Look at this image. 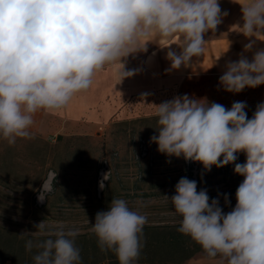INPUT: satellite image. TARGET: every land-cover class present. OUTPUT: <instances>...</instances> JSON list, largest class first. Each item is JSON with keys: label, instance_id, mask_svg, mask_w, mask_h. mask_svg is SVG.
I'll use <instances>...</instances> for the list:
<instances>
[{"label": "clouds", "instance_id": "9594fccd", "mask_svg": "<svg viewBox=\"0 0 264 264\" xmlns=\"http://www.w3.org/2000/svg\"><path fill=\"white\" fill-rule=\"evenodd\" d=\"M227 14L221 13L219 0H0V136L9 145L17 138L31 139L38 111L66 108L106 66L119 62L121 80L134 75L122 61L146 52L149 36L182 37L179 51L165 46L167 59L174 69L190 64L204 53V35L215 31ZM242 21L246 37L264 31V0L242 6ZM254 43L246 44L245 51ZM219 81L232 93L264 84V49L251 61L241 55L228 62ZM155 106L159 134L150 139L159 152L200 162L209 171L213 165L234 163L237 153L246 154V163L235 164V173L244 180L235 207L226 214L219 199L209 203L206 190L197 192L196 181L179 180L170 200L181 218L177 231L217 264H264V102L251 119L245 102L226 109L184 95ZM104 180L107 174L101 189ZM44 191L45 182L41 202ZM224 199L228 204L227 195ZM147 223L146 215L113 198L108 211L97 212L90 231L101 251L113 252L119 264H133L144 246ZM36 228L44 233L43 221ZM79 234V229L60 224L45 240L27 239L25 249H38L34 264H81L75 245Z\"/></svg>", "mask_w": 264, "mask_h": 264}, {"label": "rangeland", "instance_id": "374dc122", "mask_svg": "<svg viewBox=\"0 0 264 264\" xmlns=\"http://www.w3.org/2000/svg\"><path fill=\"white\" fill-rule=\"evenodd\" d=\"M256 108L246 110L251 119ZM157 117H138L126 123H111L94 135H70L56 138H17L14 145L0 136V178L17 179L8 187L0 186V223L24 236L46 235L63 224L88 232L95 223L97 212L108 211L111 201L124 199L130 209L147 216L146 225H173L181 219L174 212L171 197L182 178L183 157L168 156L158 151L151 141L158 135ZM141 137L149 154L135 159ZM237 160L223 167L213 165L206 170L200 165L197 192L206 190L209 203L219 199L224 213L236 205V191L244 177L236 174L235 164L246 163V154L237 153ZM223 159V157H221ZM151 165V171L146 169ZM143 175L139 179L138 171ZM56 174V177H55ZM104 180V188L99 187ZM55 180V185L52 181ZM45 193L55 191L63 200L50 197L47 206L38 200L43 183L48 180ZM50 189V190H49ZM141 193L149 194L141 196ZM227 195L229 203H225ZM45 232L37 230L40 222ZM206 257L197 252L184 264H201Z\"/></svg>", "mask_w": 264, "mask_h": 264}, {"label": "crops", "instance_id": "0c3cea01", "mask_svg": "<svg viewBox=\"0 0 264 264\" xmlns=\"http://www.w3.org/2000/svg\"><path fill=\"white\" fill-rule=\"evenodd\" d=\"M251 0H219L222 22L215 31L204 35V53L178 69L167 59L168 44L179 51L182 37L165 40L155 35L146 38L147 51L130 54L122 61L125 71L135 74L121 80L122 65L117 62L98 72L93 84L77 94L69 105L55 112L38 111L31 129L39 138H58L70 135H94L111 123H126L138 117H155L156 106L177 96L205 99L230 109L234 102H245V111L264 102V84L245 88L239 93L227 92L219 78L226 64L241 55L250 61L254 53L264 49V31L246 37L241 31L242 6ZM254 41L250 51L244 46ZM142 44L144 41L141 42ZM3 264H12L6 261ZM201 264H217L207 259Z\"/></svg>", "mask_w": 264, "mask_h": 264}, {"label": "trees", "instance_id": "16d2710c", "mask_svg": "<svg viewBox=\"0 0 264 264\" xmlns=\"http://www.w3.org/2000/svg\"><path fill=\"white\" fill-rule=\"evenodd\" d=\"M58 140L61 137L57 138ZM142 139L138 137L133 140L137 145L135 159L139 160L148 156L149 151L147 147V154L143 157L138 156L137 140ZM145 142V141H144ZM146 144V143H145ZM147 146V144H146ZM151 165L146 171H151ZM187 170L183 169L182 178H184ZM139 179L143 178L141 170L138 171ZM200 177V165L198 164V173L196 183ZM56 178L52 183L55 185ZM17 179H3L0 178V186L8 187L11 182H16ZM55 191L45 193V199L40 207H45L48 204L49 198L56 196ZM149 194L141 193V196H148ZM54 200L62 201L58 196ZM178 224L173 225H145L143 229L142 242L144 244L141 249V254L133 264H184L186 260L191 258L197 252H203L201 247L191 240L189 237L182 235L177 231ZM49 238L47 235L35 236H21L16 230L0 223V264L10 261L12 264H34L33 257L37 254L38 249L35 247L31 252L26 251L25 242L31 239L34 243ZM55 239V237H51ZM75 245L80 249L81 264H119L116 255L111 251H101L97 243L95 234L91 231L80 233L75 238Z\"/></svg>", "mask_w": 264, "mask_h": 264}, {"label": "built area", "instance_id": "2783aa9c", "mask_svg": "<svg viewBox=\"0 0 264 264\" xmlns=\"http://www.w3.org/2000/svg\"><path fill=\"white\" fill-rule=\"evenodd\" d=\"M138 144V156L143 157L147 154V146L144 142L143 139H138L137 140ZM184 164L185 168L187 170L186 174L184 177H186L189 180H196L197 178V173H198V164L199 162L196 161H186L184 158Z\"/></svg>", "mask_w": 264, "mask_h": 264}, {"label": "bare ground", "instance_id": "6f19581e", "mask_svg": "<svg viewBox=\"0 0 264 264\" xmlns=\"http://www.w3.org/2000/svg\"><path fill=\"white\" fill-rule=\"evenodd\" d=\"M49 181H50V178L46 181L45 183V186L48 187L49 186Z\"/></svg>", "mask_w": 264, "mask_h": 264}]
</instances>
